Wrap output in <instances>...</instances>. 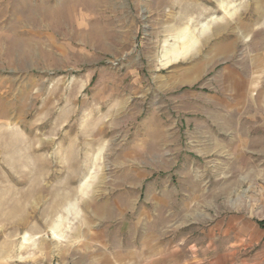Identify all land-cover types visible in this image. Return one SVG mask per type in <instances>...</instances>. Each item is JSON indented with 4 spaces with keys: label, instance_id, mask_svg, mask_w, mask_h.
Instances as JSON below:
<instances>
[{
    "label": "rangeland",
    "instance_id": "rangeland-1",
    "mask_svg": "<svg viewBox=\"0 0 264 264\" xmlns=\"http://www.w3.org/2000/svg\"><path fill=\"white\" fill-rule=\"evenodd\" d=\"M0 95V264L264 221V0H0ZM216 238L200 263L264 264L263 235Z\"/></svg>",
    "mask_w": 264,
    "mask_h": 264
},
{
    "label": "crops",
    "instance_id": "crops-1",
    "mask_svg": "<svg viewBox=\"0 0 264 264\" xmlns=\"http://www.w3.org/2000/svg\"><path fill=\"white\" fill-rule=\"evenodd\" d=\"M0 100H2V95H0ZM257 221V224H251L245 216L242 214H235L228 216L226 218H221L218 221L211 223L207 227L199 230V234L193 240H187V245H185L183 251L171 238L172 235L167 237V240L162 237L159 239V236L154 234L152 236L145 235L143 237L142 243H146L153 248V251L160 250L161 253V261H156L152 263H95V264H251V263H200L202 260H199L198 257L206 255V253L216 251L218 248L217 243L223 245V248L226 249V245L222 240L216 238V236H225L229 234L230 229L237 230L242 235H250L252 238L256 237V235L264 236V228H262ZM248 231V232H247ZM174 236V235H173ZM187 239V238H185ZM217 240V242H215ZM181 243V242H180ZM199 246V247H198ZM222 248V247H221ZM187 250L190 251V258H187ZM184 253V258L179 259L175 262L174 253L179 252ZM188 251V253H189ZM201 252V254H200ZM158 253V252H157ZM199 261V263H198ZM92 264V263H91Z\"/></svg>",
    "mask_w": 264,
    "mask_h": 264
},
{
    "label": "bare ground",
    "instance_id": "bare-ground-1",
    "mask_svg": "<svg viewBox=\"0 0 264 264\" xmlns=\"http://www.w3.org/2000/svg\"><path fill=\"white\" fill-rule=\"evenodd\" d=\"M196 39H194L193 37H188V38H181V42H182V48L178 49V50H174L172 52V56L170 58L171 61H175L178 60L179 58L184 57L185 55H187L189 53V51L192 50V48L194 47L195 43H196ZM237 41V37L235 39H233V42L235 43ZM229 46V45H227ZM232 46V45H230Z\"/></svg>",
    "mask_w": 264,
    "mask_h": 264
},
{
    "label": "trees",
    "instance_id": "trees-1",
    "mask_svg": "<svg viewBox=\"0 0 264 264\" xmlns=\"http://www.w3.org/2000/svg\"><path fill=\"white\" fill-rule=\"evenodd\" d=\"M258 223L262 228H264V221H259Z\"/></svg>",
    "mask_w": 264,
    "mask_h": 264
}]
</instances>
